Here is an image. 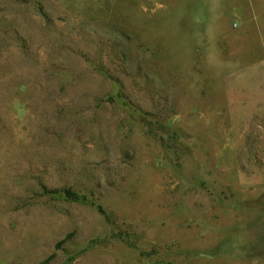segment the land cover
<instances>
[{"label":"rangeland","instance_id":"obj_1","mask_svg":"<svg viewBox=\"0 0 264 264\" xmlns=\"http://www.w3.org/2000/svg\"><path fill=\"white\" fill-rule=\"evenodd\" d=\"M45 260L264 264V0H0V264Z\"/></svg>","mask_w":264,"mask_h":264},{"label":"trees","instance_id":"obj_2","mask_svg":"<svg viewBox=\"0 0 264 264\" xmlns=\"http://www.w3.org/2000/svg\"><path fill=\"white\" fill-rule=\"evenodd\" d=\"M41 188L46 193H50V194H63L66 198H71V199L76 198V195L73 193V191L71 189L62 188V189L47 190L44 186H41ZM39 264H48V261L45 260V261H43V262H41Z\"/></svg>","mask_w":264,"mask_h":264}]
</instances>
